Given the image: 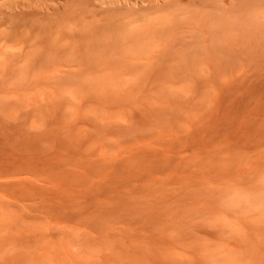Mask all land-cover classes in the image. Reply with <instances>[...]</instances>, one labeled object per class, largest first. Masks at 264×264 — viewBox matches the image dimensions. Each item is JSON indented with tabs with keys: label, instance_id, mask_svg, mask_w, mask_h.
Segmentation results:
<instances>
[{
	"label": "rangeland",
	"instance_id": "1",
	"mask_svg": "<svg viewBox=\"0 0 264 264\" xmlns=\"http://www.w3.org/2000/svg\"><path fill=\"white\" fill-rule=\"evenodd\" d=\"M0 264H264V0H0Z\"/></svg>",
	"mask_w": 264,
	"mask_h": 264
},
{
	"label": "bare ground",
	"instance_id": "2",
	"mask_svg": "<svg viewBox=\"0 0 264 264\" xmlns=\"http://www.w3.org/2000/svg\"><path fill=\"white\" fill-rule=\"evenodd\" d=\"M185 33V32H184ZM254 34H256V33H254ZM210 45V44H209ZM238 52V51H237ZM257 53V52H256ZM94 56V55H93ZM28 144V143H27ZM175 192V191H174ZM184 194V193H183ZM192 210V209H191ZM148 211H149V209H148ZM185 212H187V211H185ZM188 214V213H187ZM123 216V215H122ZM187 222V221H186Z\"/></svg>",
	"mask_w": 264,
	"mask_h": 264
}]
</instances>
